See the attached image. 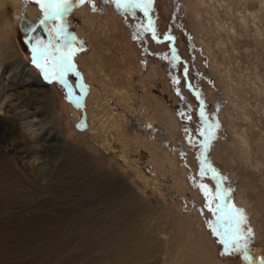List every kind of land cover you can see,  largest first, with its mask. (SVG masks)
I'll use <instances>...</instances> for the list:
<instances>
[{
	"label": "rangeland",
	"instance_id": "obj_1",
	"mask_svg": "<svg viewBox=\"0 0 264 264\" xmlns=\"http://www.w3.org/2000/svg\"><path fill=\"white\" fill-rule=\"evenodd\" d=\"M137 2L73 0L45 20L29 0H3L0 264H118L132 230L110 223L126 209L161 252L173 216L206 237L214 263L264 264V0ZM27 5L39 12L25 31ZM66 34L70 69L53 63ZM93 88L103 108L87 106ZM230 210L244 218L240 251L222 243Z\"/></svg>",
	"mask_w": 264,
	"mask_h": 264
},
{
	"label": "bare ground",
	"instance_id": "obj_2",
	"mask_svg": "<svg viewBox=\"0 0 264 264\" xmlns=\"http://www.w3.org/2000/svg\"><path fill=\"white\" fill-rule=\"evenodd\" d=\"M3 5H5L3 3V0H0V8L3 7ZM38 12H39V10L37 11L36 8H34L33 6L31 7L30 5H27L26 13H24V14L20 13L19 14L20 15L18 17L19 24L22 26V28L25 31H27L26 29H28L30 26L29 25L30 20L28 18H26V16L30 15L33 17V13H38ZM1 20H3V19H1ZM95 20L96 19L90 18V22H95ZM7 23H8V21H3V22L0 21V24L4 28V30H3L4 32L6 29L10 28L9 27L10 24L7 25ZM6 31H8V30H6ZM4 34L6 35L5 39L9 40V38H10L8 36L9 34H7L6 32ZM71 45H72V43H71ZM90 77L91 76L89 75V78ZM32 91L34 92L35 95H36V93L40 92L37 90H32ZM91 92H93V94H91L92 95L91 98L89 97L90 99L87 100V102H88L87 106L90 107V105L92 106L93 104H95L97 108L100 106H101V108H103L102 103H105L107 101L103 98V96L96 89L93 88ZM40 94H42V92ZM44 98H46V97H44ZM70 110H71V113L73 116L72 118H75L77 116L75 109L70 107ZM91 115L88 116V119H89L88 130L90 128H92V127H90L91 126L90 118L92 119ZM85 129H87V124H86ZM85 129H82V130H85ZM78 130H80V129H78ZM239 149H241V153H244L246 151L244 149V147L242 148V146ZM135 204H137V203H135ZM130 212H131V209L130 210L126 209L123 213H121L117 216V218L114 222L110 223V227L115 232L116 231L118 232L119 229H121L122 227H128L127 231L132 230L131 234H129L130 235L128 237L129 239L124 242L126 245L124 244L123 247L121 248L122 250L117 251L116 252L117 254L115 253L116 254L115 257L117 259H119L117 262L118 264H156V261H153V262H151V261L156 256L155 254L158 255V253H161L163 256L165 255L166 258H168V259L163 258L164 261L167 260V262H169L168 264H216V262L214 263V261L210 257V253H211L210 251L211 250L208 247V240H206V237L199 230H193L191 228L192 226L190 224L186 223L185 221H182L181 218H176L173 216L168 218L166 229H167V231L170 230L169 233H170L171 241H173L175 243H174V245L167 247L163 252H161V251H159L158 243L153 242V240H152L153 238L151 239L149 236L148 237L144 236L143 233L140 234V229L144 230L145 228H147L146 225L138 224L137 222H132V221H129L128 219H126V221L124 222L123 217L130 216ZM121 220H123V221L120 222ZM121 231H119V233ZM77 233H79V232H77Z\"/></svg>",
	"mask_w": 264,
	"mask_h": 264
},
{
	"label": "snow or ice",
	"instance_id": "obj_3",
	"mask_svg": "<svg viewBox=\"0 0 264 264\" xmlns=\"http://www.w3.org/2000/svg\"><path fill=\"white\" fill-rule=\"evenodd\" d=\"M81 3H84L85 0H80ZM117 8H140L141 4L139 2H137V0H123V2H121V0H117ZM70 7H72V0H54V2H48V3H41V8L42 10L47 9V11L45 12V20L47 19H54L57 16H59L60 13L65 12L67 9H69ZM55 9V12H53L52 10ZM44 21H41V23L43 24ZM37 53L38 56L41 60H43L45 58V56L47 55V48H38L37 49ZM72 53H66L63 54L59 57H56L55 60L53 61L54 64H60L61 62L64 64L66 69H70L72 67L71 63H70V58H71ZM37 57L34 56L33 60L36 61ZM53 63H50L49 66L47 68H43L42 65H40L42 67V70L52 73V67H53ZM54 75V73H52ZM62 74V73H61ZM203 134V133H202ZM202 191H204L207 194V189L204 188L203 186H201ZM219 187L217 188V196L216 199H219ZM227 193H225L226 195ZM231 212V216H230V220L233 224L236 225V227H233L230 231L225 230L224 232L221 233V235L226 236V239L222 240V243H225L226 245L230 246V247H234L236 251H240L242 249V247H244L243 245H241L240 241L244 239V234L240 231L239 229V224L243 223V214L239 213L236 210H230ZM238 217V219L236 218Z\"/></svg>",
	"mask_w": 264,
	"mask_h": 264
},
{
	"label": "water",
	"instance_id": "obj_4",
	"mask_svg": "<svg viewBox=\"0 0 264 264\" xmlns=\"http://www.w3.org/2000/svg\"><path fill=\"white\" fill-rule=\"evenodd\" d=\"M31 2H33L34 4H37L41 7V3H48V2H54V0H29ZM73 1V0H72ZM60 44L58 45V52L59 54H66L69 53L71 51V37L69 35H63L61 36L60 40H59ZM44 38L42 35H40L39 33L36 35V41H34V43L32 42V47L35 48H43L44 46ZM78 129L82 130L86 128V122L83 120V122L81 124H79L77 126Z\"/></svg>",
	"mask_w": 264,
	"mask_h": 264
},
{
	"label": "flooded vegetation",
	"instance_id": "obj_5",
	"mask_svg": "<svg viewBox=\"0 0 264 264\" xmlns=\"http://www.w3.org/2000/svg\"><path fill=\"white\" fill-rule=\"evenodd\" d=\"M42 27H41V25H37V27H35L34 29H33V31H31V33H30V36L31 37H33L34 35L36 36L37 34H38V32H40ZM68 79V78H67ZM68 93V95H71L72 94V91H68L67 92Z\"/></svg>",
	"mask_w": 264,
	"mask_h": 264
}]
</instances>
